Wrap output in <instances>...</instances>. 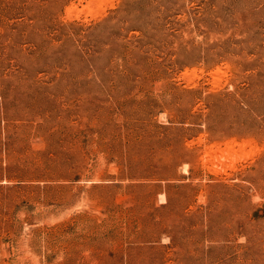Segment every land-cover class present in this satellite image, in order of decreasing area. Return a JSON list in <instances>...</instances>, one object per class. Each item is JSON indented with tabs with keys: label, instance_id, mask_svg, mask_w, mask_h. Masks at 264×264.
<instances>
[{
	"label": "rangeland",
	"instance_id": "374dc122",
	"mask_svg": "<svg viewBox=\"0 0 264 264\" xmlns=\"http://www.w3.org/2000/svg\"><path fill=\"white\" fill-rule=\"evenodd\" d=\"M0 264H264V0H0Z\"/></svg>",
	"mask_w": 264,
	"mask_h": 264
}]
</instances>
